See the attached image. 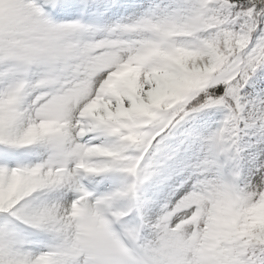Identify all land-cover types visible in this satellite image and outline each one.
I'll return each mask as SVG.
<instances>
[{
    "label": "snow or ice",
    "instance_id": "obj_1",
    "mask_svg": "<svg viewBox=\"0 0 264 264\" xmlns=\"http://www.w3.org/2000/svg\"><path fill=\"white\" fill-rule=\"evenodd\" d=\"M0 264H264V0H0Z\"/></svg>",
    "mask_w": 264,
    "mask_h": 264
}]
</instances>
